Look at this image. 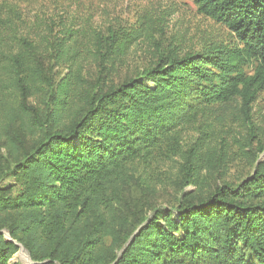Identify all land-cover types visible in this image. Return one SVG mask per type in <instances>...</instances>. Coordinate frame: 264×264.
I'll list each match as a JSON object with an SVG mask.
<instances>
[{"label":"trees","instance_id":"trees-1","mask_svg":"<svg viewBox=\"0 0 264 264\" xmlns=\"http://www.w3.org/2000/svg\"><path fill=\"white\" fill-rule=\"evenodd\" d=\"M193 1L238 43L161 54L156 64L94 92L80 108L69 79L55 89L49 82L52 126L30 150L11 139V167L0 153V179L14 175L18 185L0 186V264H18L11 259L19 243L33 264H264V163L238 185L184 195L175 216L155 209L130 228L122 215V194L137 161H157L166 146L175 150L181 129L209 108L240 100L249 113L264 92V0ZM43 56L27 39L0 34V89L16 92L10 116H20L21 130L36 112L27 98L48 80ZM198 144L189 150L184 184L204 191L211 164H204Z\"/></svg>","mask_w":264,"mask_h":264},{"label":"rangeland","instance_id":"rangeland-1","mask_svg":"<svg viewBox=\"0 0 264 264\" xmlns=\"http://www.w3.org/2000/svg\"><path fill=\"white\" fill-rule=\"evenodd\" d=\"M0 34L11 40L25 38L39 49L48 77L39 83L42 90L27 98V105L36 112L22 130L20 116L14 120L10 116V107L18 104L16 92L7 86L0 89V153L5 167L16 161L11 139L19 138L22 147L30 150L52 126L50 81L55 89L69 79L80 108L94 92L138 76L156 64L161 54L183 56L213 43H238L226 26L200 13L193 0H0ZM241 108L240 100L209 108L194 125L181 129L175 150L166 146L157 161L135 163L132 180L122 194V215L130 228L155 209L175 216L186 194L208 195L213 187L238 185L254 174L257 165L264 163V149L259 150L264 146V92L249 113ZM64 119L69 121L71 116L65 114ZM196 142L204 164H211L203 173L204 191L184 184V165ZM16 183L14 175L0 179V186L15 190ZM1 231L11 239L7 227ZM11 262L35 261L19 243Z\"/></svg>","mask_w":264,"mask_h":264}]
</instances>
